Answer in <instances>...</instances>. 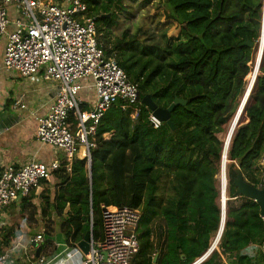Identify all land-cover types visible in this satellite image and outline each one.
<instances>
[{
  "label": "trees",
  "instance_id": "trees-1",
  "mask_svg": "<svg viewBox=\"0 0 264 264\" xmlns=\"http://www.w3.org/2000/svg\"><path fill=\"white\" fill-rule=\"evenodd\" d=\"M156 1L86 0L89 15L96 18L98 44L138 86V104L123 109L120 101L114 103L97 127L91 160L80 147L70 172L63 159L61 169L53 173L54 181H42L41 194L34 190L9 208L20 209L23 228L30 220L47 219L45 235L50 237L51 219L56 216L63 236L74 243L90 230L95 240L102 237V206L140 209V251L133 264H153L156 255L157 264H194L218 235L219 201L227 190L219 250L202 264H222V256L229 264H264L260 206L238 195L234 185L239 169L248 184L264 186V52L261 61V45L251 71L253 49L245 45L248 38L259 44L264 0H164L165 18L183 38L171 42L173 30L166 29L157 40L139 28L136 34L127 29L113 39V31L129 21L119 17L127 11L126 2L139 3L144 10ZM248 88V93L253 90L221 171L224 142L233 135L231 126L222 136L224 142L218 135L234 119ZM146 95L163 109L176 98L186 101L171 113L175 131L166 123L154 129L151 111L142 104ZM244 116L249 123H244ZM71 121L77 130V121L72 117ZM106 134L111 135L109 140ZM21 234L14 225L1 226L0 252ZM51 242L47 239L42 253L47 254ZM252 245L261 247L256 258L244 252Z\"/></svg>",
  "mask_w": 264,
  "mask_h": 264
},
{
  "label": "built area",
  "instance_id": "built-area-1",
  "mask_svg": "<svg viewBox=\"0 0 264 264\" xmlns=\"http://www.w3.org/2000/svg\"><path fill=\"white\" fill-rule=\"evenodd\" d=\"M2 69L23 78L42 76L55 84L57 95L49 114L38 119L37 140L63 152L68 172L80 147L91 160L97 127L113 104L120 101L126 109L139 100L138 86L99 46L96 18L89 15L86 0H0V72ZM86 81L90 83L86 85ZM86 87L95 90L96 100L91 110L83 111L86 105L79 94ZM12 109L26 106L17 100ZM71 117L78 123L75 131ZM150 122L154 129L162 126L152 113ZM59 169L58 161L46 165L33 158L19 168L0 170V227L5 225L4 213L10 206L30 197L34 190L38 194L42 181H50ZM141 218L140 209L102 206L103 235L92 238L88 255L78 243L68 240L67 253L49 259L42 253L43 244L50 239L46 233L22 247L21 255L26 264H74L78 255L79 264H133L140 251L137 230ZM13 252L11 248L0 252V264H15Z\"/></svg>",
  "mask_w": 264,
  "mask_h": 264
},
{
  "label": "crops",
  "instance_id": "crops-1",
  "mask_svg": "<svg viewBox=\"0 0 264 264\" xmlns=\"http://www.w3.org/2000/svg\"><path fill=\"white\" fill-rule=\"evenodd\" d=\"M84 83L88 85L90 82L86 81ZM56 95L57 88L55 84L44 80L42 76L23 78L17 73H8L4 69L1 70L0 170L7 166L19 168L33 158H36L46 165H51L56 161L61 162L63 160L62 151L50 146H44L37 140L38 119L49 114ZM79 97L84 105L87 106L86 110H91L96 100L95 90L91 87H86L80 92ZM17 100H22V104L26 106V109L13 110V103ZM110 138V134L105 135V139L109 140ZM4 215L5 225L12 226L13 224H10L7 220L8 212H5ZM19 228L22 234L18 236L8 248H11L12 252L14 251L12 253V258L15 264H26L23 260L25 257L21 255V249L29 245L36 236H32V234L28 232V229H30L29 227H26V229L20 225ZM49 238L52 241L47 248L46 255H48L49 259L67 253L69 241L65 237L62 242L59 240L53 241L50 236ZM8 248L2 251H6ZM217 250H219L218 247ZM247 251L252 258H256L261 248L257 245H252L244 252L247 253ZM20 255L22 259H20ZM210 255H208L202 263H204ZM222 260V264H229L228 259L223 256ZM73 261L74 264H79L81 255L76 256Z\"/></svg>",
  "mask_w": 264,
  "mask_h": 264
},
{
  "label": "rangeland",
  "instance_id": "rangeland-1",
  "mask_svg": "<svg viewBox=\"0 0 264 264\" xmlns=\"http://www.w3.org/2000/svg\"><path fill=\"white\" fill-rule=\"evenodd\" d=\"M159 5H161L160 8H159ZM126 6H127V11H125V13L120 14L119 17L121 18L122 21L124 20V22H127L128 20L129 21L126 25H122L120 30L116 29L113 31V39L120 37L122 32L124 30H127V29L130 30L131 34H136L137 31L139 30V28H143L144 30H147L148 35L149 36L154 35L157 40L160 39L161 34L166 29H169V32L171 30H173L170 34V35L174 34V35H172L173 37H172L171 42L177 41L178 37L183 38L179 34V29L176 28L175 25L170 26L169 24H171V21L166 20L165 13L168 15V13H167L168 9L165 6L164 0H157L156 2H154L152 5H150L148 8H146L144 10H141L139 8V3L126 2ZM262 15H263V12H262ZM252 49H253L252 61L249 64L251 71H252L254 60H255V55L257 52V44L256 45L254 44V48H252ZM259 75H261V73H259ZM245 82H246V87H247V78H246ZM245 93H246V91H245ZM245 93L243 94V96L240 99H242L244 97ZM244 119H245L244 123H249V120L247 119L246 116H244ZM242 120H243V117L240 120V124L242 123ZM232 121H231V123H232ZM231 123L225 126L224 133L218 135L220 140H222L223 142H224V140L222 139V136L227 132L229 127L232 126ZM43 190H44V188L41 187V190H39L37 193L41 194V192ZM224 197L226 199L227 190L225 192ZM35 202H36V204H39L40 200L38 199ZM220 204H221V202H220ZM6 212H8L7 220L10 224L15 225L16 228L20 227V224L25 225V223L23 221H21L22 215H21L20 209L18 207L9 208V209H7ZM28 212H30V210ZM13 218H14V220H13ZM60 221L61 220H59L56 216L51 219L52 223L50 226L53 227V231H54L51 233V238L53 239V241L59 240L60 242H62L64 239V236H63L62 232L60 231ZM158 223H159V221L154 224V228L156 230L157 236L160 233ZM48 224H50V222L47 219H46V222H42V223L40 221L37 222V221L30 220L28 227L32 230V236H38L40 232H42L40 234L45 233L46 225H48ZM49 235H47V237ZM156 241H157V237H156ZM33 252H34V250L31 249V253H33ZM247 253H249V252L247 251Z\"/></svg>",
  "mask_w": 264,
  "mask_h": 264
},
{
  "label": "water",
  "instance_id": "water-1",
  "mask_svg": "<svg viewBox=\"0 0 264 264\" xmlns=\"http://www.w3.org/2000/svg\"><path fill=\"white\" fill-rule=\"evenodd\" d=\"M108 17H111V14L108 15ZM259 44L257 46V51L258 54L260 53V49H261V45H262V49H261V61L263 59V52H264V2H263V18H262V28H261V37L259 39ZM246 46H248L249 48H254V43H252L250 41V39H247V42L245 43ZM261 64H259V70H260ZM257 80V79H256ZM256 82V81H255ZM255 85V84H254ZM254 88V86H253ZM253 89L249 91V88L247 90V92L245 93L244 97L242 99L239 100V106L237 109V112L235 114V117L233 119V123H232V132L233 135L232 137L230 136L231 139H229L228 141L226 140L224 143V150H223V154H222V165H221V171L223 169V163L226 160V158H228V152H229V148L232 142V138L235 134V131L238 127L241 126L240 124V120H241V116L243 115V112L246 108L247 102L249 100L250 94L252 92ZM248 93V95H247ZM142 104L147 107L151 113L153 114L154 117H156L157 119H159L162 123H166L173 131L176 130V126L174 124V122L172 121V111H174V109L179 106V105H185L186 101L180 100L178 98H176L173 102V104L168 108V109H163L160 108L152 99V97L150 95H146L143 99H142ZM228 138V137H227ZM228 160V159H227ZM229 162V161H228ZM225 165V164H224ZM226 166V165H225ZM226 170H227V166H226ZM92 173L91 170V161H90V174ZM52 181H54V177H52L51 179ZM234 185L237 187V194L244 196L246 198H249L251 200H254L255 202H257L260 206L261 209V216L264 218V186L262 188H256L250 184H248L243 177V174L241 173V171L239 169H237V177L234 180ZM227 186H228V179H227ZM225 191L224 193L221 192V224H220V229L218 232L217 237L215 238L211 248L209 249V251L203 256V257H208V255H210L215 249H217L223 231H224V227H225V223H226V216H227V201H228V197H226L225 200ZM70 210V206L68 205L67 208L65 209V213L67 214L68 211ZM92 238H93V231L90 230L89 232L86 233L85 237L83 238L82 241H80L78 243L79 248L81 249V251L85 254L88 255L90 253V249H91V244H92ZM41 252V248H39L37 250V257L40 255ZM158 261V255H156V257L153 260V264H157Z\"/></svg>",
  "mask_w": 264,
  "mask_h": 264
},
{
  "label": "bare ground",
  "instance_id": "bare-ground-1",
  "mask_svg": "<svg viewBox=\"0 0 264 264\" xmlns=\"http://www.w3.org/2000/svg\"><path fill=\"white\" fill-rule=\"evenodd\" d=\"M256 73H257V71L254 70L253 73L251 74L250 80H249V82H248V86H249L251 80L253 79V77H254V75H255ZM245 91H246V90H245Z\"/></svg>",
  "mask_w": 264,
  "mask_h": 264
}]
</instances>
